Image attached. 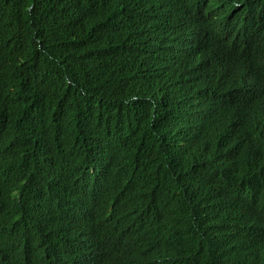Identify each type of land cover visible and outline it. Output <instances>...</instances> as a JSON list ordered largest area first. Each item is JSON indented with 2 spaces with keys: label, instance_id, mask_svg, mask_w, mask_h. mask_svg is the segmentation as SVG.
Segmentation results:
<instances>
[{
  "label": "trees",
  "instance_id": "trees-1",
  "mask_svg": "<svg viewBox=\"0 0 264 264\" xmlns=\"http://www.w3.org/2000/svg\"><path fill=\"white\" fill-rule=\"evenodd\" d=\"M0 130V264H264V0H0Z\"/></svg>",
  "mask_w": 264,
  "mask_h": 264
},
{
  "label": "clouds",
  "instance_id": "clouds-1",
  "mask_svg": "<svg viewBox=\"0 0 264 264\" xmlns=\"http://www.w3.org/2000/svg\"><path fill=\"white\" fill-rule=\"evenodd\" d=\"M7 132L0 130V150L5 152L10 148L13 139L7 143ZM10 164L0 168V232L9 227H3L1 224L9 221L13 217L16 210L21 213L25 203V190L30 184L31 175H25L20 172L12 171L9 168ZM18 216L14 218L12 224L17 220Z\"/></svg>",
  "mask_w": 264,
  "mask_h": 264
},
{
  "label": "water",
  "instance_id": "water-1",
  "mask_svg": "<svg viewBox=\"0 0 264 264\" xmlns=\"http://www.w3.org/2000/svg\"><path fill=\"white\" fill-rule=\"evenodd\" d=\"M111 174H113L112 172H111ZM82 203V202H81ZM89 203H87V204H85L84 206H87Z\"/></svg>",
  "mask_w": 264,
  "mask_h": 264
},
{
  "label": "bare ground",
  "instance_id": "bare-ground-1",
  "mask_svg": "<svg viewBox=\"0 0 264 264\" xmlns=\"http://www.w3.org/2000/svg\"><path fill=\"white\" fill-rule=\"evenodd\" d=\"M223 74V73H222ZM220 75V74H219ZM100 160V159H99ZM95 179H96V177H95ZM95 193V192H94ZM90 202V201H89Z\"/></svg>",
  "mask_w": 264,
  "mask_h": 264
}]
</instances>
